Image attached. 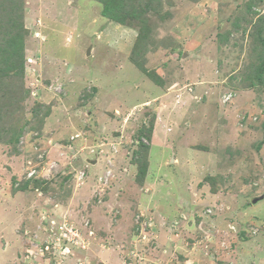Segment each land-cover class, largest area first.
<instances>
[{
	"label": "rangeland",
	"instance_id": "374dc122",
	"mask_svg": "<svg viewBox=\"0 0 264 264\" xmlns=\"http://www.w3.org/2000/svg\"><path fill=\"white\" fill-rule=\"evenodd\" d=\"M0 264H264V0H0Z\"/></svg>",
	"mask_w": 264,
	"mask_h": 264
},
{
	"label": "clouds",
	"instance_id": "9594fccd",
	"mask_svg": "<svg viewBox=\"0 0 264 264\" xmlns=\"http://www.w3.org/2000/svg\"><path fill=\"white\" fill-rule=\"evenodd\" d=\"M80 177L82 179V175H80V173H78V175L76 176V178L79 179Z\"/></svg>",
	"mask_w": 264,
	"mask_h": 264
},
{
	"label": "trees",
	"instance_id": "16d2710c",
	"mask_svg": "<svg viewBox=\"0 0 264 264\" xmlns=\"http://www.w3.org/2000/svg\"><path fill=\"white\" fill-rule=\"evenodd\" d=\"M111 1V3H112V0H110ZM106 6V5H105ZM107 7V6H106ZM110 10V9H109Z\"/></svg>",
	"mask_w": 264,
	"mask_h": 264
},
{
	"label": "crops",
	"instance_id": "0c3cea01",
	"mask_svg": "<svg viewBox=\"0 0 264 264\" xmlns=\"http://www.w3.org/2000/svg\"><path fill=\"white\" fill-rule=\"evenodd\" d=\"M262 259V258H261ZM262 262H263V260H262Z\"/></svg>",
	"mask_w": 264,
	"mask_h": 264
},
{
	"label": "water",
	"instance_id": "95a60500",
	"mask_svg": "<svg viewBox=\"0 0 264 264\" xmlns=\"http://www.w3.org/2000/svg\"><path fill=\"white\" fill-rule=\"evenodd\" d=\"M89 54H90V52H89Z\"/></svg>",
	"mask_w": 264,
	"mask_h": 264
}]
</instances>
